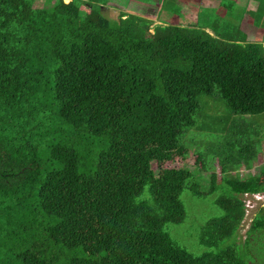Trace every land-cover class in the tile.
I'll return each mask as SVG.
<instances>
[{
    "label": "trees",
    "instance_id": "16d2710c",
    "mask_svg": "<svg viewBox=\"0 0 264 264\" xmlns=\"http://www.w3.org/2000/svg\"><path fill=\"white\" fill-rule=\"evenodd\" d=\"M36 1L0 0V264H243L227 243L245 219L241 196L264 192V163L234 176L257 160L264 41L244 43L235 26L236 37L211 35L203 17L183 26L185 5L171 0H139L161 4L157 23L106 15L110 0ZM216 97L262 120L220 146L222 180L213 172L202 193L190 171L164 165L189 154L182 138ZM185 191L217 193L223 210L201 231L202 255L165 230L184 222Z\"/></svg>",
    "mask_w": 264,
    "mask_h": 264
},
{
    "label": "rangeland",
    "instance_id": "374dc122",
    "mask_svg": "<svg viewBox=\"0 0 264 264\" xmlns=\"http://www.w3.org/2000/svg\"><path fill=\"white\" fill-rule=\"evenodd\" d=\"M42 1H44V3L48 1L52 2V0H38L36 2L41 3ZM63 1L65 3L70 2V0ZM171 1L172 2H169V5L174 7L185 5L182 7L184 17L182 18L181 24L183 26H188L191 21L196 23L199 17H203L204 19H202L201 24L210 27L212 30L214 29L217 31L218 35H223L225 37L229 31H232L233 36L236 37V27V32H240L243 35V37L237 36V38H242L244 43L264 41L263 0H230L233 1V11L226 12L223 3L221 5V2L217 0H200V5L197 0ZM191 3L196 5H192ZM148 4L150 5L149 7L140 8L141 6L145 7V4L141 3L139 0H127L126 2L123 0H110L107 6L104 7V12L106 15H110L112 12H122L136 16L141 15L150 21H155V23H157L158 11L161 4L152 1ZM246 6L247 8H245ZM220 7H222V12L220 14L222 17L218 20L216 15L219 13L218 11L220 10ZM244 8L245 10H243ZM227 22L230 23L231 26L229 24H227V26L224 24ZM150 32L152 33V30ZM207 32L213 35L212 32ZM210 101V105H213V110L208 108L204 110V108H202L203 113L198 119H196L197 125L194 128L189 129L186 136L182 138V143L187 149H189V154L164 165V167L168 166L171 169L184 168L190 171L194 175V182L197 184L200 183V187L197 188V190L202 193L205 192L204 190L208 189L210 177L213 172L217 176L218 183L222 180L223 174H221L220 171L221 165L217 160L218 154H222L221 149H219L220 146L223 144V148L225 151L227 150V146L232 142V133L238 134V126L240 125V122L242 123L244 121L246 124L250 119L249 124L252 125L253 121L257 118H260V121L262 120L261 116H255V119H252L251 117L245 118L240 115L232 116V114L226 113L227 106L224 102L220 101L219 98L216 97ZM210 115L213 117H210ZM243 118L246 120H243ZM225 119H228L226 123ZM255 127L260 128L259 131L261 130L259 135L260 140L256 144L259 148L257 152V160L251 169L241 166L240 169L234 173V176L238 175L242 179L253 176L255 174V169L260 168L264 163V136H262L264 135L262 131L264 126L261 124L260 126H257L255 123ZM223 128H226L228 131L225 130L223 135L218 133L216 137H212L218 130ZM246 130L247 129L245 128V131ZM235 138L236 136L233 138V142L235 141ZM214 150L218 151L213 152ZM199 152L203 155L205 165L207 166L208 164V170L202 171L200 169V164L197 161L199 157V154L197 153ZM152 168L156 172L158 168L157 164L153 163ZM146 192L147 189L145 190V195ZM180 200L186 211L185 220L180 225H168L165 230L177 246H180L192 254L202 255L205 251V247L200 241L203 227L211 219L219 218L223 214L222 208L216 204L218 194L215 193L208 197H197L190 191H185L181 195ZM241 200L244 204L245 219L243 225L240 227L241 229L238 230L237 239L235 237L227 244H233L235 242V250L238 253V258L243 264H264V229H259L257 231L252 230L249 233L246 232L251 222L250 218L254 217L255 214L264 209V192L255 195L245 194L244 196H241ZM246 238L248 239L246 240Z\"/></svg>",
    "mask_w": 264,
    "mask_h": 264
},
{
    "label": "crops",
    "instance_id": "0c3cea01",
    "mask_svg": "<svg viewBox=\"0 0 264 264\" xmlns=\"http://www.w3.org/2000/svg\"><path fill=\"white\" fill-rule=\"evenodd\" d=\"M209 1V0H208ZM211 1V0H210ZM217 1H219V2H221V0H217ZM190 4V3H189ZM192 4V3H191ZM192 5H195V4H192ZM188 8V7H187ZM205 30H207V31H210V32H212V30L207 26L206 27V29ZM209 33V32H208ZM212 34H213V32H212Z\"/></svg>",
    "mask_w": 264,
    "mask_h": 264
}]
</instances>
